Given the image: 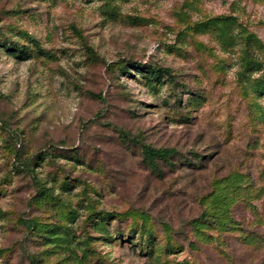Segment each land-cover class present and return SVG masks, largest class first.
Wrapping results in <instances>:
<instances>
[{
    "label": "rangeland",
    "instance_id": "obj_1",
    "mask_svg": "<svg viewBox=\"0 0 264 264\" xmlns=\"http://www.w3.org/2000/svg\"><path fill=\"white\" fill-rule=\"evenodd\" d=\"M0 264H264V0H0Z\"/></svg>",
    "mask_w": 264,
    "mask_h": 264
},
{
    "label": "trees",
    "instance_id": "obj_2",
    "mask_svg": "<svg viewBox=\"0 0 264 264\" xmlns=\"http://www.w3.org/2000/svg\"><path fill=\"white\" fill-rule=\"evenodd\" d=\"M150 74L156 80H164L163 78L166 77L172 80L171 70L167 67H154L150 69ZM123 135L128 138L134 139L133 137H129L128 133H124ZM143 149L147 156L152 160H154L155 158H159L168 161L175 152V149L173 148H154L146 144L143 145Z\"/></svg>",
    "mask_w": 264,
    "mask_h": 264
}]
</instances>
